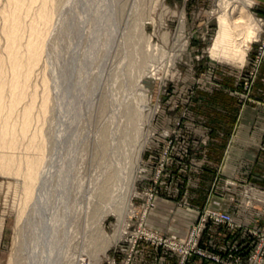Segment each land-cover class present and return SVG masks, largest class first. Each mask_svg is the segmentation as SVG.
I'll use <instances>...</instances> for the list:
<instances>
[{
    "label": "rangeland",
    "instance_id": "374dc122",
    "mask_svg": "<svg viewBox=\"0 0 264 264\" xmlns=\"http://www.w3.org/2000/svg\"><path fill=\"white\" fill-rule=\"evenodd\" d=\"M242 2L256 22L255 34L243 39L239 31L227 29L229 39H224L231 8ZM42 5L52 11L49 22L36 15ZM12 6V1L0 0V74L5 83L26 69L12 70L4 47L3 27L10 23L4 13ZM20 12V55L26 54L30 38L39 39L41 50L20 101L10 105L6 84L1 103L0 126L4 117L15 130L6 137L11 143L4 150L23 159L8 169L0 166V264H42L45 255L50 257L54 233L55 238L60 234L61 252L62 240L67 241L63 227L70 223L80 228L73 241L82 235L86 241V264L90 257H95L94 264H124L130 249V264H179L176 250L154 244L139 226L163 238L185 239L191 221L198 224L207 209H225L238 222L231 226L205 219L196 248L220 261L190 252L184 264H251L258 247V264H264V185L224 174V151H216L234 132L243 109L264 106V0H34ZM136 65H141L134 80L139 81L142 114L154 113L143 126L145 140L123 213L126 231L113 243L118 218L111 205L122 204L125 189L121 182L112 195L101 194L107 188L101 175L110 155L99 131L121 106L118 79H125ZM30 105L24 116L23 108ZM23 122L28 123L24 134ZM262 139L264 146V135ZM40 144L43 158L36 169L34 196L26 201L27 158ZM128 151L124 143L122 153ZM148 194L155 198L151 208L146 206ZM239 210L246 213L239 215ZM174 215L184 219L175 233L170 227ZM151 218L164 225L148 224ZM73 245L75 256L80 247Z\"/></svg>",
    "mask_w": 264,
    "mask_h": 264
},
{
    "label": "bare ground",
    "instance_id": "6f19581e",
    "mask_svg": "<svg viewBox=\"0 0 264 264\" xmlns=\"http://www.w3.org/2000/svg\"><path fill=\"white\" fill-rule=\"evenodd\" d=\"M9 1H10V3L12 1V3H13L12 7L13 8L9 12L4 13L6 18L10 17V23L9 24L7 23L3 27V32L5 33L6 39H7L4 47L6 50L8 62L10 63L11 69L12 70H19V69L21 70L22 67H25L26 69H25L23 74H20L17 72L12 74V76L9 79V83H5L4 77L0 74V116H1V103H2V99L4 97V89H5L6 84H8V88L10 89V91L12 93L10 105H12V107H13L14 105H16L20 101L21 97L24 94L23 87L26 85V82L30 76L31 70L33 69L34 64L36 63L37 58H38V54L41 50V45H40L39 39L36 37L37 38L36 41L30 38L27 41V43L25 44L24 49H25L26 54L24 56H21L20 52H19L20 46H21V42L19 40V24H21L20 22L22 19L20 10L23 6L27 5V1H34V0H9ZM244 2H245V0H244ZM246 2L248 4L249 0H246ZM244 4L245 3H243L242 5H234L231 8V15H230L229 19L227 20L228 23L226 22L224 24V27H223L222 37L224 39H229L228 38L229 34H228L227 29H231L232 31H234V30L239 31L243 35V39H247V38L250 39L252 36H254V34H255L254 25L256 22L254 23L251 15L245 9ZM46 5H47V3L44 6H46ZM8 6H9V4H8ZM4 11H6V10H4ZM36 15H38L37 17L44 20L45 22H49L52 19V11H51V9L48 8V6L46 8V7H43V5H42V7H40V9H38V12ZM225 20H226V18H225ZM237 35H239V34H237ZM237 35H236V38H237ZM234 41H236V40H234ZM2 66H3V64H2ZM135 67H138V68L137 69L133 68L131 70L132 73H128L127 76L124 75L125 79H121V80L118 79V81H119V83L117 85L118 91H119L118 100L121 99V101L122 100L123 101L121 102L119 100V104H121V106L119 107V109H118L117 105L115 107L118 109V111H115V114L116 113L117 114L116 115L114 114L113 117L109 118L107 120V122H105L102 125V127L99 131V133L101 134V137L103 139L102 145L104 146V150L108 151V153L110 155L108 157V159L106 160V171L101 175L102 180L104 181L103 185H104V187L107 186V188L103 189L101 194L107 195V196L112 195L117 190V188H118L119 184H121V182H123L124 185L123 184L122 185L125 189L123 191L124 193L121 192L122 196H123L122 197L123 199L121 198L122 204H119L120 203L119 202L117 204L114 203L115 205L114 204L111 205L112 211L117 215V218H118V220H117L118 222L116 223L114 231H113V233H111L112 234L111 240L113 243H116L120 239L122 234L126 231L125 225H124L126 223L124 222V219H123L124 218L123 213L126 209H128V202H129V199L131 196L132 181L134 178L135 170L138 167V160L140 159L141 150H142L144 140H145L141 137L143 135L142 134L143 126H145V125L147 126L148 124H150L152 117H153V113H154V111L152 109L151 111H149V113L145 117L143 116L144 113L142 114V109L140 107L142 100H141V98L138 97L137 90H136L137 84L139 83V81H137V83H136L134 80L137 76V73H139L141 71V69H140L141 65H136ZM0 69H1V66H0ZM124 84H129V86H127V88H126L124 86ZM145 89L146 90L149 89V86L146 85ZM46 91L47 92H46L45 97H44L43 102H42V108L44 110L47 106V101H48V90H46ZM114 99H115V97H114ZM31 109H32L31 105L25 106L23 108V115L27 116L31 112ZM27 128H28V123L23 122L22 126L20 128L21 133L24 134ZM13 133H15L14 128L12 126L7 125V123L5 122V118L3 117L2 121H1V126H0V166L5 168V169L10 168L9 164L11 162H13V164H16L15 166H17V164H20V162H22V159H23V157L21 158L20 156H18V158H17V157H14L13 155H10L9 150L8 151L4 150V148H6V147L10 148L9 144H7V146H6V143H11V140L10 139H8L10 141L6 140V137L8 135H13ZM124 143L128 146L129 151L122 153V146ZM43 149H44L43 144H40L35 149V151L32 154H30V156L27 158L28 159V161H27L28 166L26 167L27 170L24 173L25 175L23 174L24 175L23 189L25 191V200L26 201L28 199H30L31 197L33 198V196H34V186H35V182L37 180V170L36 169H37L38 165L40 164V162L43 158ZM123 157H125L124 159H126V161L128 158L127 163H125L124 160L121 161V158H123ZM129 159H130V161H129ZM13 164H11V165H13ZM132 166H133V168L131 169ZM110 184H111V186H110ZM111 187L114 190H111ZM118 194L120 195V193H118ZM114 201H115V199H114ZM77 207H76V209H77ZM69 214H71V213H69ZM101 217H102V215H101ZM70 219H69V223L71 222ZM72 220H73V218H72ZM61 222H63V221H61ZM79 223H80V220H79ZM100 224H101V220H98V225L100 226ZM60 226H62V225H60ZM74 226L75 225L73 223L72 224L70 223V225L69 224L64 225L63 229H66L64 231H67V232L65 233L63 231V233H64L65 237L67 236L66 237L67 241L62 240L63 246H62L61 252H60V248H59L60 243H59V240H57L60 237L59 236L60 234H57V238H55L56 233L52 234L53 237L51 238V240L53 238L54 239L52 240V243H51V244H53V246L49 248L50 249L49 250L50 257L47 258V256L45 254H43L46 257L45 258L46 260H43V262H41L42 264H86L84 262L86 260L82 257L83 253H84L83 251H85V249H84V246H85L84 241L85 240L82 237L83 235L82 236L79 235L80 237L77 236L78 238L76 237V240L73 241V239H74L73 235L75 236V233H77L76 228L78 227V226L77 227H74ZM82 228H84V227H82ZM100 228L102 229V227H100ZM79 229H78V231H79ZM84 230H86V229L84 228ZM59 231H61V230H59ZM98 232H100V231H98ZM70 233H71V235H70ZM93 234H94V231H93ZM97 235H99V234H96L95 236H97ZM99 236H101V235H99ZM73 243H75L74 244L75 247H76V245H78L80 247L79 248L80 251L78 252V255L75 253L76 254L75 256H74V251L76 252L77 250H75V249H74V251L72 250L73 249V247H72ZM22 245H25V243H23ZM77 247H76V249H77ZM40 249H41V247H40ZM46 250H47V248H46ZM86 250H89V249H86ZM33 252L34 251L32 250V253ZM41 253H42V251H41ZM85 253H88V251ZM28 254H29V252H28ZM33 255H34V253H33ZM84 255H86V254H84ZM31 256L32 255L29 254L28 258L30 259ZM37 257L40 259V261H42L41 260L42 258H40V256L37 255ZM33 258H34V256H33ZM93 258L95 259V257H93ZM93 258L90 257V259H92V260L86 258V259H88L87 264H94L96 261L93 260ZM27 261H28V259H27ZM29 261L27 262L28 264H35L33 262L35 260H33V261L31 260L30 262Z\"/></svg>",
    "mask_w": 264,
    "mask_h": 264
},
{
    "label": "crops",
    "instance_id": "0c3cea01",
    "mask_svg": "<svg viewBox=\"0 0 264 264\" xmlns=\"http://www.w3.org/2000/svg\"><path fill=\"white\" fill-rule=\"evenodd\" d=\"M263 135L264 106H247V108L243 109V112L237 119L234 132L230 137L227 135L224 138V146L221 147L219 144L217 145L216 151L219 154H222V151H224L222 157L224 174L241 181L251 182L256 180L258 185H264V179L262 178L264 177ZM162 205L164 206L163 203ZM229 205L227 204L226 206L225 204L224 206L229 207ZM164 209L166 210V208ZM161 210L156 209V211L159 212H162ZM248 211L249 213L254 212V210ZM244 212L246 213V211H236L239 215ZM237 217L240 218V216ZM171 218L172 221L170 227L172 228V232L174 228L179 229L184 224V219L179 217V215L171 216ZM147 221L150 225L156 224L159 227L164 225L162 221L156 223L152 218Z\"/></svg>",
    "mask_w": 264,
    "mask_h": 264
},
{
    "label": "built area",
    "instance_id": "2783aa9c",
    "mask_svg": "<svg viewBox=\"0 0 264 264\" xmlns=\"http://www.w3.org/2000/svg\"><path fill=\"white\" fill-rule=\"evenodd\" d=\"M152 197L153 196L151 194H148V203L146 206L150 208L153 206L152 201L155 202V198H152ZM208 217H211L218 223H227L231 226L234 225V222L235 223L238 222L237 220H235L233 215L230 214L225 209L215 210V211L207 209V211H204L203 215L200 218V221H198V224H194L191 221V224L189 225L191 227V230L189 232V235L185 239L184 238L183 239H170L168 237L163 238L164 236L161 233L155 232L151 228H148V227L146 228L141 225L139 226V231L141 229L143 231V233L141 234H144L145 238H149L151 241H153L154 244H163L164 247L166 248L176 250L180 254L179 264H184V260L187 254H190V252L199 253L201 255L208 256L209 258L215 261H220L219 256L207 254L206 252L199 251L196 248L198 237L200 235L202 227L204 226L203 221L207 219ZM135 235H137V233ZM138 235H140V233ZM136 240H137V237L135 236L132 239V246L134 245ZM261 253H262V248L258 247L257 252L252 256L253 259H251L250 263L251 264L260 263L262 261V258L260 257V255H262ZM131 257H132V249L129 250V253L127 255V258L125 259L124 264H130ZM109 264H114V263L111 260L109 261Z\"/></svg>",
    "mask_w": 264,
    "mask_h": 264
}]
</instances>
